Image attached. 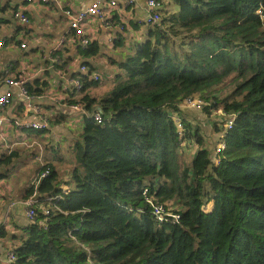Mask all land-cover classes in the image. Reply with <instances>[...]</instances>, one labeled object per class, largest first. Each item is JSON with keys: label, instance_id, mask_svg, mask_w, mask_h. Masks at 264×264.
<instances>
[{"label": "trees", "instance_id": "1", "mask_svg": "<svg viewBox=\"0 0 264 264\" xmlns=\"http://www.w3.org/2000/svg\"><path fill=\"white\" fill-rule=\"evenodd\" d=\"M175 4L119 62L123 80L99 99H80L92 114L76 145L75 187L63 192L48 165L39 198H61L12 235L15 259L0 252V264H264V0ZM98 52L96 43L81 47L84 56ZM196 94L209 103L207 116L220 108L237 115L218 162L180 108ZM186 139L199 145L189 162ZM145 188L175 206L178 224L155 219Z\"/></svg>", "mask_w": 264, "mask_h": 264}, {"label": "crops", "instance_id": "2", "mask_svg": "<svg viewBox=\"0 0 264 264\" xmlns=\"http://www.w3.org/2000/svg\"><path fill=\"white\" fill-rule=\"evenodd\" d=\"M96 1L2 0L0 3V41H4L0 46V97L7 91L12 92L10 103L0 108V114L6 118L19 117L30 122L39 121L44 116L49 119V128L44 130H18L6 123L1 131L0 158L6 159V162L0 164V223L7 235L0 239V252L6 253L15 248L19 240H14L12 235L22 236L23 228L31 222L26 215V201L29 198L37 195L36 208L39 210L49 204L47 196L40 195L42 198H39L38 187L43 179L36 182L43 168L52 166L59 174V181L69 182L67 178L70 176L66 177L61 172H66L65 167L70 170L74 166L75 157L66 156V152L82 137L85 116L92 114L85 109L80 99L86 95L97 99L104 96L98 93L101 79L95 81L90 77L87 78L90 84L80 92L76 91L74 80L82 75L81 66L86 65L91 73L100 74L102 78L97 64L106 65L124 60L146 30L141 22L147 15V0H135L131 6L126 4L127 0H117L118 6L115 7L104 3L102 8L105 18L90 16L85 25L87 36L91 38V43L98 45L99 52L97 55L84 56L81 53L80 38L71 27L65 11L85 10ZM163 1V11L177 9V6L165 3L169 0ZM16 9L25 11L29 22L23 23L15 18ZM61 40H64L62 45ZM55 56L61 57L63 66L55 63ZM18 75L26 78L30 88L32 99L29 107L20 88L7 81ZM112 75L109 74V77ZM92 89L97 92L91 94ZM73 104L80 105L81 109H73ZM35 107L40 108V113L34 110ZM99 108L96 104L95 109L100 111ZM180 108L187 121L198 126L206 144L212 142L207 136L221 131L219 115L209 117L203 110L187 106L184 101ZM198 148L197 143L186 139L182 141L180 151L182 156L190 153L192 159ZM42 152H45L43 156L40 155ZM35 159L41 163L37 170L40 173L37 178L34 176L33 186L26 189L22 185L27 179L25 172L30 173L28 168L35 166ZM55 159L62 163L67 159L70 163L66 166L55 164ZM62 189L68 191L69 187L64 185ZM3 258L7 262L6 255Z\"/></svg>", "mask_w": 264, "mask_h": 264}, {"label": "built area", "instance_id": "3", "mask_svg": "<svg viewBox=\"0 0 264 264\" xmlns=\"http://www.w3.org/2000/svg\"><path fill=\"white\" fill-rule=\"evenodd\" d=\"M31 1V0H30ZM50 0H41V2H49ZM135 0H127L126 4L128 6H131L134 3ZM2 0H0V3ZM107 3L110 7H115L118 6L117 0H97L95 3H93L91 6H89L85 10H79V11H74L72 9H67L65 13L67 16L70 18V24L73 30L75 31V34L80 38V43L83 48H86L90 43H91V38H89L86 34V20L88 17L93 16V15H98L101 17V19L105 18V11L102 8V4ZM164 8V2L163 0H147V15L143 23L144 25H155L160 23L162 19V11ZM257 13L261 16V19L264 21V12H263V7H260L257 10ZM14 17L17 18L19 21L26 23L29 22V16L28 14L23 11L22 9H16L14 11ZM106 23L108 24L109 21L106 20ZM60 45L64 43V40L60 41ZM4 41H0V46H2ZM25 46V44H23ZM55 63H61L62 59L60 56H55L54 58ZM82 70V75L79 76L74 80V86L77 92H80L84 88V82L82 77L85 78H92L95 81H99L101 79L100 74H93L88 70V67L86 65L81 66ZM8 83L12 86H17L20 88L21 93L23 94L25 100L27 101V106L29 107V101L32 99V94L29 90L27 80L23 75H18L15 78L7 80ZM12 99V92L7 91L5 94H3L0 97V108H3L4 106L8 105ZM185 104L190 107H195L199 110H203L204 108L208 105V102L203 100L200 96L198 98L192 97V98H187L184 100ZM73 109L75 110H80L81 107L78 104H73L72 105ZM37 113H40V108L35 107L34 109ZM214 113H217L219 115V120L218 122L221 124L223 128L226 130L233 128L235 119H236V114H229L225 112L223 109H218L214 111ZM212 115V114H211ZM94 118L101 122L103 120V115L101 112H95ZM175 122L178 125V131L182 134L184 131V126L181 120L178 117H175ZM7 124L13 125V128H16L18 130H44L49 128V119L44 116L41 120L36 121V122H30V121H24L20 119L19 117H13V118H6L3 115L0 114V136L3 137L1 131ZM224 148V143H220L218 147H216V154H218L222 149ZM50 170L47 168L42 171L40 176L36 179V182L39 183L42 179L46 178L49 176ZM63 192H66L64 190ZM144 197L146 198L147 203L150 205L152 215L155 217V219L158 222L161 223H169V224H178L180 222L181 214L175 209V206L173 204H164L162 202H159L155 197L149 194V189L145 188L144 189ZM61 198V195H56L53 197H48V201H56ZM37 195L34 194V197L29 198L26 201V215L30 219V221H34L36 219L37 215V208H36V203H37ZM45 214L50 213V209L46 206L43 209ZM3 224L0 223V236L1 232L3 231ZM1 239V237H0ZM6 257L7 261H12L15 259V254L13 249H9L6 252Z\"/></svg>", "mask_w": 264, "mask_h": 264}, {"label": "rangeland", "instance_id": "4", "mask_svg": "<svg viewBox=\"0 0 264 264\" xmlns=\"http://www.w3.org/2000/svg\"><path fill=\"white\" fill-rule=\"evenodd\" d=\"M165 3H169V6H170V4L172 6H176L175 0H169L168 2L165 1ZM153 26H151V25H145L144 26V28L146 29L145 32H144V34L141 35V37L137 40V42H135V44L133 45V50H132V52L129 55H132L135 52L136 47H137V45L139 43H142V42H144V41H146L148 39L149 29L151 27H153ZM179 39H181V37ZM118 64H119V62H116V61H113L112 63L106 64V65L99 64V63L97 64V68L100 70V73L103 76L102 77L103 79L101 78V82L98 83L99 90H101V91L98 90V93H102L104 96L107 95L108 93L111 92V90L119 82H121L123 80V78H121L119 76V74H121V71H119ZM111 73H113V75H112V77H109V74H111ZM217 89H218L217 91H221L220 92V96H223L226 93V90H228V88L227 87H224V85L219 86ZM96 92L97 91L94 90V89L91 90V94H95ZM196 98H198V97H196ZM183 107H186V106L183 105ZM204 111H205V109H204ZM216 114L217 113H214L213 112L211 116L216 115ZM219 128L221 129V131L219 132V134L218 133H214V134H211L210 136H207V138L211 139L210 141H212V142L210 144H206L205 145L207 149H209L210 151H212V155L214 153L213 157L215 158V162H218L219 161L218 158H217V154H216V147H218V145L220 144L221 137L224 134V132L226 131V129L223 128V127H221L220 125H219ZM77 142H80L81 143L82 142V137L75 142V145H74V147L72 149H70V150H68L66 152V156L75 157L76 159L78 158V154L76 152L77 151V149H76ZM43 153L45 154V152H42V153H40V155L43 156ZM183 157H184L185 162L186 161L189 162L191 160L192 155L190 153H186L185 155H183ZM43 158H44V161H46L45 157H43ZM76 159H75V162H74V166L72 168H70V170L65 167L66 172L65 173L61 172V174L62 175H65L66 177H69L70 176L69 178H67V180H69V182H63L65 180L59 181V186L61 188L64 185H68L69 189L75 187L74 182L72 181V171H73V168L76 165L75 164L76 163ZM54 161H55L54 162L55 164L56 163H61L63 166H66V165H68V163H70L69 160H67V159H64L63 160V163L61 162V160H57V159H55ZM34 163H35V166L34 167H29L28 168L29 171H30V173L25 172L27 174V177H26L27 179H26V182H24L22 185L26 189L33 186V178H34V176H36V178H37L38 174L40 173V171L37 172L38 166L41 164L40 161H38V159H35L34 160ZM36 172H37V174H36ZM211 207H212V203H209L205 207V210L206 211H210L211 210Z\"/></svg>", "mask_w": 264, "mask_h": 264}]
</instances>
